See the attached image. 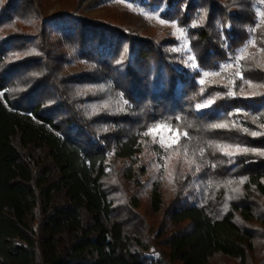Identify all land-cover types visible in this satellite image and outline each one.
Masks as SVG:
<instances>
[{"label":"trees","instance_id":"16d2710c","mask_svg":"<svg viewBox=\"0 0 264 264\" xmlns=\"http://www.w3.org/2000/svg\"><path fill=\"white\" fill-rule=\"evenodd\" d=\"M131 1L164 6L196 65L172 32L150 33L142 13L112 0H0V264H208L216 254L244 263L257 249L264 264L260 231L238 220L264 223V93H247L264 69L257 54L240 77L203 80L249 40L255 1ZM96 9L114 12L87 14ZM72 63L86 69L63 75ZM162 123L195 160L179 191L194 201L165 210L153 245L116 203L108 160L139 156L143 133ZM149 198L161 212L157 181ZM128 204L138 209L139 197Z\"/></svg>","mask_w":264,"mask_h":264},{"label":"rangeland","instance_id":"374dc122","mask_svg":"<svg viewBox=\"0 0 264 264\" xmlns=\"http://www.w3.org/2000/svg\"><path fill=\"white\" fill-rule=\"evenodd\" d=\"M255 8L257 11V22L254 30L251 32V36L246 44L237 51L234 58L226 62L221 69L215 72H203V80L207 79L209 75L213 76H232L240 77V66L242 61L253 58L258 54L259 61L264 69V0H254ZM114 6L121 7L123 9L136 11L142 13L148 20L147 29L152 34L157 32H172L173 36L178 39L177 49L179 51L186 52L188 55V61L191 65H196L193 49L190 46V41L187 37V31L185 28L179 26L176 21L167 20L162 16L164 6L147 7L141 2H133L131 0H112ZM70 5V4H69ZM59 8H62L59 3L55 2L48 7V14H52ZM108 12L107 9L91 10L87 14L90 16L105 15ZM146 29V30H147ZM86 69L85 65L79 63L64 64V68L61 69L63 75H76L80 74ZM207 73V75H205ZM74 87L73 94H87L93 90L88 87L86 92L82 87ZM79 89V90H78ZM248 94L264 93V84H253L250 88H247ZM118 103V102H116ZM182 133L178 128L173 127L170 124L162 123L153 126L143 133V146L144 151L133 159H109L108 167V181L109 184L118 186L120 189L113 196L116 203L122 207L124 213L129 212L133 218L130 220V226L133 230L139 231L138 233L143 239L149 240L153 245L160 243L158 240V233L162 232L165 226L164 212L167 209L177 205L179 201L182 203L186 201L193 202L189 194L183 193L179 195V191L182 186L188 181L189 175L187 171L194 168L193 164L195 160L191 157L188 151V146L184 145L181 149ZM186 151H182V150ZM114 156L110 154V157ZM133 166L135 169L136 179L132 180L128 177V167ZM140 179L142 180L141 182ZM150 180V182H143ZM157 181L162 190L164 198V206L159 213L153 212L150 205L149 190L151 182ZM184 184V185H183ZM186 184V185H187ZM194 187L195 194H199L201 190V184L191 183ZM236 193L235 185L232 183L229 187V194ZM133 197H139L140 207L135 210H131L128 202ZM232 198V195H231ZM239 223L255 228L260 231L258 237L262 243H264V223L262 220L243 221L238 219ZM167 230V228H166ZM160 247V246H157ZM260 262L259 250H253L250 258L242 263L240 260L230 258L221 254L214 255L208 262V264H258ZM175 264H180L176 262Z\"/></svg>","mask_w":264,"mask_h":264},{"label":"snow or ice","instance_id":"6c2138e0","mask_svg":"<svg viewBox=\"0 0 264 264\" xmlns=\"http://www.w3.org/2000/svg\"><path fill=\"white\" fill-rule=\"evenodd\" d=\"M205 75H207V73ZM201 83H203V81H201ZM229 94H233L234 95V93H229ZM217 127H223V126H217ZM243 151H247V149H244Z\"/></svg>","mask_w":264,"mask_h":264}]
</instances>
